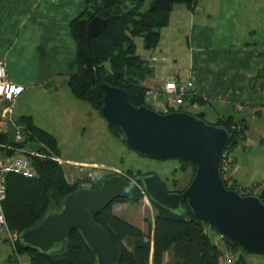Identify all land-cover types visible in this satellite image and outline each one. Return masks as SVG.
Instances as JSON below:
<instances>
[{
    "label": "trees",
    "instance_id": "obj_1",
    "mask_svg": "<svg viewBox=\"0 0 264 264\" xmlns=\"http://www.w3.org/2000/svg\"><path fill=\"white\" fill-rule=\"evenodd\" d=\"M144 4L145 0H85L84 10L69 23L70 35L76 46L77 72L68 76L67 86L74 99L88 104L101 118L102 83L125 90L132 106H147V89L141 83L150 72L141 60L136 41L140 39L145 50L155 49L160 40L159 31L168 26L173 8L183 5L188 10L195 11L198 0H150L147 10L141 12ZM95 16L107 19L108 22L105 30L93 38L88 35L87 30L89 22ZM205 104L201 97L191 94L184 98L182 105L169 107L166 112H157L188 113L186 109L191 106ZM192 115L204 120L203 113ZM18 122L25 127L21 146L36 147L43 153L58 157L57 142L51 134L35 126L31 117H21ZM213 125L222 127L230 135L226 152L231 153V150L246 140V129L242 121L238 122L232 117L219 118ZM106 126L109 134L124 145L123 135L118 127L107 123ZM37 142L43 143L46 148H40ZM31 163L37 173L35 178L28 179L13 174L6 176V196L2 211L8 230L18 234L34 228L47 211L58 210L67 195L82 188L78 179L74 183H68L61 166L49 157L32 158ZM178 164L174 173L190 171L191 180L195 165L190 161H178ZM150 174L155 173L126 170L124 177L128 181H136L139 177ZM111 175L96 179L93 183L87 179L89 188L99 187ZM161 182L168 192H180L186 187L170 191L166 183ZM171 182L172 186L177 185L175 179ZM223 183L230 190L240 187L234 182L232 186ZM255 196L264 203V190ZM141 199L142 196L139 201ZM115 202L132 204L127 200L117 199L95 215L94 221L119 243L121 252L117 264H219L222 254L220 246L213 242L207 233L208 227L191 214L185 203L182 204L185 214L178 216L149 201L154 211L153 229L152 233L144 234L111 214L110 209ZM220 240L224 249L236 256V264H247L245 253L242 254L237 246L225 239ZM124 242L130 245V249ZM17 248L21 255L28 257L29 264H96L94 255L76 231H71L63 248L53 254L39 253L24 247L19 241ZM165 254H168L166 263Z\"/></svg>",
    "mask_w": 264,
    "mask_h": 264
},
{
    "label": "crops",
    "instance_id": "obj_2",
    "mask_svg": "<svg viewBox=\"0 0 264 264\" xmlns=\"http://www.w3.org/2000/svg\"><path fill=\"white\" fill-rule=\"evenodd\" d=\"M219 1L198 0L199 11L178 9L189 23L187 53L181 54L177 40L162 47L160 35L155 49L143 48L139 52L150 72L141 85L147 92H153L173 79L206 102L188 109H198L204 117L211 114L214 121L227 117L242 121L247 128L246 140L231 150L233 164L229 177L237 185L251 186L264 183V5L259 0H235L234 6L225 8ZM248 2L254 3L252 7ZM84 8L85 0H0V61L5 64L7 81L23 89L18 97L26 90L47 86L55 78L67 85L68 76L77 72L76 46L69 23ZM11 55L14 59L9 60ZM15 65L19 74L10 72ZM151 102L165 112L163 95L157 103ZM14 107L15 102L12 117L16 122L27 116L34 123L33 114L25 109L14 116ZM104 122L101 131L105 133L108 130ZM57 149L60 158L58 145ZM62 161L71 166L107 169L103 164L84 160ZM110 211L144 234L152 233L154 211L149 201L117 203ZM219 240L213 242L222 250ZM22 256L28 261L26 255ZM167 261L165 254L164 262ZM0 264H15L2 234Z\"/></svg>",
    "mask_w": 264,
    "mask_h": 264
},
{
    "label": "water",
    "instance_id": "obj_3",
    "mask_svg": "<svg viewBox=\"0 0 264 264\" xmlns=\"http://www.w3.org/2000/svg\"><path fill=\"white\" fill-rule=\"evenodd\" d=\"M107 19L95 16L88 26L90 37L99 36ZM100 113L108 125L118 127L126 148L156 161H190L195 173L180 192H168L155 174L128 181L123 175L105 178L95 189L80 188L67 195L58 210L47 211L41 221L19 233L18 241L42 254L59 252L71 231H76L95 257L96 264H117L119 243L94 221L113 201L147 200L183 216L185 210L202 221L219 238L246 255L264 256V203L258 196H242L227 189L220 177V163L229 133L184 112L161 114L147 106L134 107L125 90L106 83ZM245 127V126H244ZM247 130V128L245 127Z\"/></svg>",
    "mask_w": 264,
    "mask_h": 264
},
{
    "label": "rangeland",
    "instance_id": "obj_4",
    "mask_svg": "<svg viewBox=\"0 0 264 264\" xmlns=\"http://www.w3.org/2000/svg\"><path fill=\"white\" fill-rule=\"evenodd\" d=\"M149 2L150 0H145L141 12L147 10ZM234 2L235 0L219 1L225 8H231V6H234ZM259 2L264 5V0H259ZM240 3L245 4L243 1H240ZM248 3H250L251 7L254 4L253 2ZM180 8H184V6L176 5L173 8V16L168 26L159 31L162 36L160 45H162V47H168V45L173 44L174 41L177 40L176 42H178V45L176 47H181V54H186V38L188 35L189 23L184 21L178 12ZM136 42L138 44V52L143 51L144 49L141 47L142 41L137 39ZM64 51L65 55L69 58L68 53H66L67 48H65ZM177 52L179 53V50H177ZM11 58L14 59L12 55L9 60H12ZM10 72L12 74H14V72L19 74L20 70L15 65ZM46 72L48 74H53V72L49 70ZM55 79L47 86L42 87L40 85V88L26 90L16 99L13 112L14 116H16L15 114H17V112H21L25 109L29 111L30 114H33L34 123L56 139L57 145L62 152L60 156L62 160H84L103 164L107 169L104 170L98 167L94 176L95 179H100L111 174L125 176L126 170H132L134 172L155 173L159 180L166 183L167 189L170 191L174 189L181 190L187 186L190 182V171L185 173H174V170L179 167L178 161L166 160L160 162L138 156L134 151L129 150L120 141L110 136L108 132L105 130V133L102 132L103 130L101 131V129L103 121L105 120L93 111L88 104L74 99L64 81L58 78L57 80ZM151 101V98H146V105L155 111H159L157 105ZM197 111L200 110L186 109V112L190 114H196L198 113ZM212 118L213 115L206 114L204 121L213 125L216 121ZM72 166L65 164L64 161L61 165L64 177L68 183L77 178L84 177L86 172H88V169L79 168L77 165ZM174 179L177 181L176 186H172L171 180ZM117 203L118 202H115L112 206L117 205ZM208 231L212 240L220 239L212 230L208 229ZM220 244L219 242V245ZM124 245L130 248L127 242H124ZM244 256L247 264H264V256L246 254H244ZM23 260L26 259L23 257Z\"/></svg>",
    "mask_w": 264,
    "mask_h": 264
},
{
    "label": "built area",
    "instance_id": "obj_5",
    "mask_svg": "<svg viewBox=\"0 0 264 264\" xmlns=\"http://www.w3.org/2000/svg\"><path fill=\"white\" fill-rule=\"evenodd\" d=\"M199 11V7L194 8ZM23 89L9 83L6 78V69L3 61H0V234L4 235L6 243L11 249V258L15 264H29L27 260H23V256L18 252V236L16 232L8 230L5 218L2 211V203L6 196V176L9 174L18 175L24 178L32 179L37 176L35 169L32 166V158H47L58 165H62L63 161L59 157L39 151L36 147L21 146L24 141L25 127L16 122L12 117V108L15 100L21 94ZM193 94L189 89L183 85L176 84L173 79L166 82L163 88L153 92H147L146 98H151L153 102L157 103L158 98L163 95L165 97L166 105L165 112L169 107H177L183 104L186 96ZM40 148H46L41 142H37ZM48 151V150H47ZM233 159L231 153L226 152L220 163V177L227 186H232V181L229 177V171L232 167ZM76 167V166H75ZM88 169V172L82 178H77L81 181L82 187L88 188L90 183L94 182L97 167H83ZM87 179L90 183L87 182ZM264 190V183L256 184L255 186H240L235 187L234 191L240 195H256ZM142 199L147 200L145 194ZM148 201V200H147ZM236 256L222 249V254L219 259V264H236Z\"/></svg>",
    "mask_w": 264,
    "mask_h": 264
},
{
    "label": "clouds",
    "instance_id": "obj_6",
    "mask_svg": "<svg viewBox=\"0 0 264 264\" xmlns=\"http://www.w3.org/2000/svg\"><path fill=\"white\" fill-rule=\"evenodd\" d=\"M82 188H85V187H82ZM89 188V187H88Z\"/></svg>",
    "mask_w": 264,
    "mask_h": 264
},
{
    "label": "flooded vegetation",
    "instance_id": "obj_7",
    "mask_svg": "<svg viewBox=\"0 0 264 264\" xmlns=\"http://www.w3.org/2000/svg\"><path fill=\"white\" fill-rule=\"evenodd\" d=\"M182 190V189H181Z\"/></svg>",
    "mask_w": 264,
    "mask_h": 264
}]
</instances>
